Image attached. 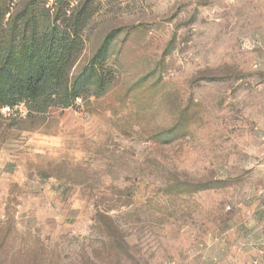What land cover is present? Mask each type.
Wrapping results in <instances>:
<instances>
[{
    "label": "rangeland",
    "instance_id": "rangeland-1",
    "mask_svg": "<svg viewBox=\"0 0 264 264\" xmlns=\"http://www.w3.org/2000/svg\"><path fill=\"white\" fill-rule=\"evenodd\" d=\"M66 2L114 80L0 109V264H264V0Z\"/></svg>",
    "mask_w": 264,
    "mask_h": 264
},
{
    "label": "trees",
    "instance_id": "trees-1",
    "mask_svg": "<svg viewBox=\"0 0 264 264\" xmlns=\"http://www.w3.org/2000/svg\"><path fill=\"white\" fill-rule=\"evenodd\" d=\"M56 2L53 20L45 24L52 15L50 10L44 14L42 0H29L20 9L14 0H0V109L21 102L69 105L90 88L102 94L112 84L114 76L105 63L112 37H106L90 62L71 77L84 47L81 33L94 10Z\"/></svg>",
    "mask_w": 264,
    "mask_h": 264
},
{
    "label": "built area",
    "instance_id": "built-area-1",
    "mask_svg": "<svg viewBox=\"0 0 264 264\" xmlns=\"http://www.w3.org/2000/svg\"><path fill=\"white\" fill-rule=\"evenodd\" d=\"M5 109H9V107H4Z\"/></svg>",
    "mask_w": 264,
    "mask_h": 264
}]
</instances>
